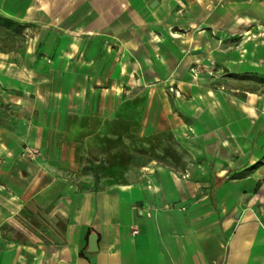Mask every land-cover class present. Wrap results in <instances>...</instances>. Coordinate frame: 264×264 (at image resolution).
<instances>
[{"label": "rangeland", "instance_id": "1", "mask_svg": "<svg viewBox=\"0 0 264 264\" xmlns=\"http://www.w3.org/2000/svg\"><path fill=\"white\" fill-rule=\"evenodd\" d=\"M178 14L185 19L179 40L189 36L192 43L175 46L169 39L175 68L169 73L123 54L120 41L95 35L89 13L81 24L83 16L73 11L67 22L0 12V144L7 133L91 145L110 180L121 183L158 165L202 194L224 167L230 176L218 193L230 197L228 207L241 196L258 204L264 195V0H215ZM193 18L202 23L198 28H191ZM61 44L71 55L53 63ZM25 154L20 158L30 159Z\"/></svg>", "mask_w": 264, "mask_h": 264}, {"label": "crops", "instance_id": "2", "mask_svg": "<svg viewBox=\"0 0 264 264\" xmlns=\"http://www.w3.org/2000/svg\"><path fill=\"white\" fill-rule=\"evenodd\" d=\"M211 2L0 0V12L67 22L66 14L73 11L83 16L81 24L89 13L95 35L120 41L123 54L131 52L148 67L174 73L169 39L175 46L192 43L189 36L179 40L185 19L178 11L208 8ZM192 20L196 28L202 24ZM172 31L182 37H171ZM205 33L210 37L209 30ZM90 146L5 133L0 264H264V195L257 196L260 205L257 199L249 205L241 196L228 207L230 197L218 191L229 170L223 167V175L213 176L205 194L158 165L144 166L120 183L108 178ZM24 153L30 159L20 158ZM91 234L98 237L94 253L89 252Z\"/></svg>", "mask_w": 264, "mask_h": 264}, {"label": "bare ground", "instance_id": "3", "mask_svg": "<svg viewBox=\"0 0 264 264\" xmlns=\"http://www.w3.org/2000/svg\"><path fill=\"white\" fill-rule=\"evenodd\" d=\"M32 11H33L32 8H30V9L28 10L29 13H32ZM192 28H196V26H192ZM244 34H245V35H249L250 32H249V31H246V32H244ZM169 35H170L171 37H173V38H181V37H182L181 34H179L178 32H175V31L170 32ZM156 38L159 40L158 37H156ZM252 38H257V36H256V35H253V37H250V39H252ZM73 48H74V51H76V49H77V44H73ZM246 52H247V51H246ZM68 54L71 55V53H69V52L66 50V48H65V44H61V46L57 49V51H56V53H55V57L53 58V60H51V62L56 63V62H58L59 60L63 59L64 56H66V55H68ZM209 61H211V63H212V62H213V59H210ZM209 95L212 96V97L216 96V94H215L214 91H210V92H209ZM193 128H195V127H193Z\"/></svg>", "mask_w": 264, "mask_h": 264}, {"label": "water", "instance_id": "4", "mask_svg": "<svg viewBox=\"0 0 264 264\" xmlns=\"http://www.w3.org/2000/svg\"><path fill=\"white\" fill-rule=\"evenodd\" d=\"M98 251V237L96 234H91L89 238V252L94 253Z\"/></svg>", "mask_w": 264, "mask_h": 264}, {"label": "built area", "instance_id": "5", "mask_svg": "<svg viewBox=\"0 0 264 264\" xmlns=\"http://www.w3.org/2000/svg\"><path fill=\"white\" fill-rule=\"evenodd\" d=\"M134 233L136 234V233H138V231L137 230H134Z\"/></svg>", "mask_w": 264, "mask_h": 264}]
</instances>
